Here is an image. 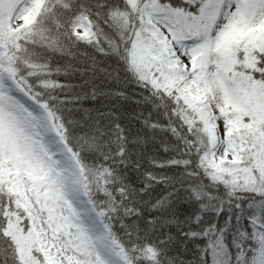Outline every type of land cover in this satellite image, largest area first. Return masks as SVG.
Masks as SVG:
<instances>
[{
	"label": "trees",
	"instance_id": "trees-1",
	"mask_svg": "<svg viewBox=\"0 0 264 264\" xmlns=\"http://www.w3.org/2000/svg\"><path fill=\"white\" fill-rule=\"evenodd\" d=\"M155 3L192 8L190 0H44L34 21L15 32L0 14L7 66L27 93L47 101L88 177L90 202L106 210L108 236L132 264H229L230 257L237 264L239 252L248 261L264 228V188L214 176L196 109L175 90L152 87L130 62L142 16ZM81 16L94 39L74 33ZM248 53L253 65L237 69L264 83V48ZM251 169L257 176L261 166ZM97 174L99 189L90 184ZM10 212L28 228L23 210L0 188V264H23L6 231Z\"/></svg>",
	"mask_w": 264,
	"mask_h": 264
},
{
	"label": "rangeland",
	"instance_id": "rangeland-1",
	"mask_svg": "<svg viewBox=\"0 0 264 264\" xmlns=\"http://www.w3.org/2000/svg\"><path fill=\"white\" fill-rule=\"evenodd\" d=\"M43 2L0 0V14L7 29L15 32L29 26ZM205 2L210 7L200 19L167 10L178 35L201 32L203 38L195 45L191 39H182L181 44L189 47L176 51L175 38L171 43L164 40L159 55L148 49L150 38L160 42L155 34L159 33V18L166 15L162 7L166 5H149L132 43L130 62L152 87L166 92L175 90L185 105L196 109L208 139L206 164L214 176L233 186L259 190L264 188V83L251 80L237 68L242 63L253 65L248 50L264 48V14L254 17L259 0ZM208 28H212L210 35ZM74 32L79 38L94 39L86 17L77 19ZM180 52L184 55H178ZM185 57L189 60L187 65ZM0 92L4 93L0 96V187L28 218V228L24 229L10 212L6 230L21 262L132 264L118 242L107 236L100 221L104 211L93 210L86 196L83 167L65 146L60 127L48 110L46 126L37 127L35 114L40 108L14 79L2 44ZM46 132L51 136L47 137ZM255 164L261 166L258 177L251 169ZM90 184L99 189L103 184L101 174L93 175ZM256 237L258 241L264 238V232L259 229ZM142 253L148 259L155 254L151 248ZM255 256H259L258 250Z\"/></svg>",
	"mask_w": 264,
	"mask_h": 264
},
{
	"label": "snow or ice",
	"instance_id": "snow-or-ice-1",
	"mask_svg": "<svg viewBox=\"0 0 264 264\" xmlns=\"http://www.w3.org/2000/svg\"><path fill=\"white\" fill-rule=\"evenodd\" d=\"M190 5L195 10L193 11L192 8H188L187 10L184 9H176L174 5L167 4L165 7L166 15L160 17V24L159 27V33H156L155 35L160 37V42H158L154 38L151 39V43L149 44V52H155L157 55L160 54L162 50V41L166 40L169 43L172 42L173 38H175V43L173 45V51H176L178 48H185L189 47L188 45H182L181 41L182 39H191L193 41V45L199 42L200 39L203 38V33L201 32H194L191 35L188 33H184L183 36L177 34V26L176 24L172 23L167 15V10L171 9L173 11H181L185 12L186 15L190 16L191 18H204L207 9L210 7L205 0H190ZM222 7V5H221ZM236 9L233 8V11ZM264 14V0H259L258 5L256 6V10L254 12V17H258L259 15ZM218 30V29H217ZM212 32V28L207 29V33L210 35ZM143 35V32L141 33ZM131 40L128 42L130 45ZM178 55L183 56L184 52L178 53ZM184 63L187 65L189 63L188 57H185ZM261 78H264L262 76ZM0 96H4L3 92H0ZM28 98L32 100V102L39 106L40 110L35 114V121L37 127H45V120H46V110L48 108V103L46 100L40 99L37 96L28 94ZM261 194H264L262 192ZM262 232H264V228L261 229ZM256 243H259V256H252L250 260L245 261L242 259L243 252L237 253V264H264V238H261L259 241H256ZM253 251H257L255 248ZM229 264H231V257L229 258Z\"/></svg>",
	"mask_w": 264,
	"mask_h": 264
},
{
	"label": "flooded vegetation",
	"instance_id": "flooded-vegetation-1",
	"mask_svg": "<svg viewBox=\"0 0 264 264\" xmlns=\"http://www.w3.org/2000/svg\"><path fill=\"white\" fill-rule=\"evenodd\" d=\"M46 135H48V137H49L50 134H46Z\"/></svg>",
	"mask_w": 264,
	"mask_h": 264
}]
</instances>
